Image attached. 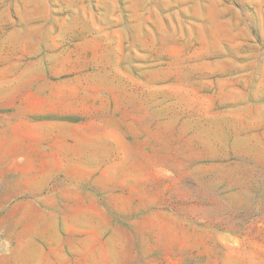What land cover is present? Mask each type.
Listing matches in <instances>:
<instances>
[{
	"label": "rangeland",
	"instance_id": "1",
	"mask_svg": "<svg viewBox=\"0 0 264 264\" xmlns=\"http://www.w3.org/2000/svg\"><path fill=\"white\" fill-rule=\"evenodd\" d=\"M0 264H264V0H0Z\"/></svg>",
	"mask_w": 264,
	"mask_h": 264
},
{
	"label": "crops",
	"instance_id": "2",
	"mask_svg": "<svg viewBox=\"0 0 264 264\" xmlns=\"http://www.w3.org/2000/svg\"><path fill=\"white\" fill-rule=\"evenodd\" d=\"M20 156H23V154H22L20 151H19V152H15V153L12 154V158H13L16 162L19 161ZM15 187H16L17 189L19 188L18 183H17V186L15 185Z\"/></svg>",
	"mask_w": 264,
	"mask_h": 264
}]
</instances>
